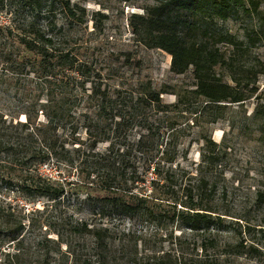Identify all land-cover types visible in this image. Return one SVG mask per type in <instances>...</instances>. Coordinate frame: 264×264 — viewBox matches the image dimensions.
Instances as JSON below:
<instances>
[{
    "label": "trees",
    "instance_id": "16d2710c",
    "mask_svg": "<svg viewBox=\"0 0 264 264\" xmlns=\"http://www.w3.org/2000/svg\"><path fill=\"white\" fill-rule=\"evenodd\" d=\"M155 2L144 14H133L129 25L140 44L171 57L174 75L192 71L194 88L176 93L177 102L171 104L162 100V95L173 94L168 89L156 90L149 82L128 89L108 84L83 59L88 49L71 37V30L83 24L84 8L67 0H0V185L16 187L32 203L46 200L56 206L75 193L72 208L96 219L90 223L71 214L51 223L41 216L29 218L22 210L17 220L5 214L0 203L11 241L19 240L18 250H24L8 253L7 264H221L206 254L210 247H219L212 236L203 240L202 257L188 259L182 249L165 251L162 243L168 240L153 242L110 226L114 220L129 219L219 233L228 223L217 204L218 183L209 176L218 163L211 138L205 137L198 169L182 171L189 186L181 194L164 188L176 176L173 166L179 156L171 115L186 112L182 105L188 100L203 99L207 111L210 105L247 99L215 71L235 61L218 45L238 52L243 42L211 31L215 20L227 21L244 0ZM56 4L68 24L50 18ZM102 143L109 146L100 152ZM51 163L57 169L77 165L82 180L69 190L67 185L73 183L65 185L66 180L42 172ZM29 230L41 234L25 247Z\"/></svg>",
    "mask_w": 264,
    "mask_h": 264
},
{
    "label": "rangeland",
    "instance_id": "374dc122",
    "mask_svg": "<svg viewBox=\"0 0 264 264\" xmlns=\"http://www.w3.org/2000/svg\"><path fill=\"white\" fill-rule=\"evenodd\" d=\"M67 1L86 10L83 24L74 26L71 37L88 49L83 59L92 63L108 84L128 89L149 82L156 90L166 88L173 93L162 95L163 102L169 104L177 102L176 93L194 88L192 71L174 75L170 71L171 57L161 50L146 48L132 32L130 17L144 14L147 7L156 4L155 0ZM254 4H258L256 9ZM55 8L50 18L57 20L58 24H68L60 6L56 4ZM96 13L100 15L95 16ZM211 31L229 34L243 42V49L238 52L229 45H218L227 59L232 57L235 61L230 66H218L215 71L223 82L244 92L247 99L241 103L210 105L207 111L203 99H193L182 105L186 112L172 114L178 134L175 145L179 156L173 166L175 178L163 183L164 189L181 194L190 184L187 178L182 179V171L195 172L198 169L202 164L205 137L211 138L217 144L218 163L209 171V176L219 186L217 204L222 208L221 213L227 214L223 216L228 222L226 229L211 233L191 230L178 223L158 227L155 223L129 219L114 220L110 226L135 232L153 242L168 240L161 244L165 251L182 249L188 259L197 255L202 257L205 254L201 249L203 240L212 236L219 247H210L206 254L218 257L221 264H264V0H244L227 21L215 20ZM81 134L86 147V133L83 130ZM108 146L109 143H102L98 151L103 152ZM42 172L60 182L66 180L65 185L73 183L67 185L69 190L82 180L77 165L71 169H57L51 163L44 166ZM223 190L226 191L225 197L222 196ZM75 199V193L70 192L57 206L46 200L32 203L23 199L16 187L0 185V203L5 207V214L10 213L11 218L17 220L24 210L29 218L41 216L42 220L51 223L67 219L71 214L76 220L96 222L87 211L78 213L72 208ZM47 204L49 209L45 206ZM33 210H40V213L35 214ZM5 222L6 218L1 217L0 264H7L8 253L13 255L24 251L18 250L19 240L11 241L13 235ZM46 229L45 226L43 233ZM40 234L37 230H29L24 234V246H32ZM228 244L235 248L227 249ZM235 249L240 251L239 255L228 253Z\"/></svg>",
    "mask_w": 264,
    "mask_h": 264
}]
</instances>
